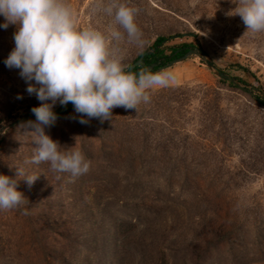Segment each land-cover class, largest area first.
<instances>
[{
    "label": "rangeland",
    "instance_id": "rangeland-1",
    "mask_svg": "<svg viewBox=\"0 0 264 264\" xmlns=\"http://www.w3.org/2000/svg\"><path fill=\"white\" fill-rule=\"evenodd\" d=\"M65 2L78 29L124 32L101 9L109 0ZM119 2L139 10L147 41L138 49L124 34L116 43L125 71L158 37L173 38L166 47H196L198 38L221 69L264 90V32L226 15L237 0ZM15 31L0 29V124L40 105L4 64ZM163 71L169 83L148 91L182 89L137 111L114 108L103 122L81 124L72 110L45 129L90 161L83 175L28 163L35 145L18 126L3 135L0 174L14 178L23 166L39 178L19 182L22 208L0 210V264H264V105L200 58Z\"/></svg>",
    "mask_w": 264,
    "mask_h": 264
},
{
    "label": "clouds",
    "instance_id": "clouds-1",
    "mask_svg": "<svg viewBox=\"0 0 264 264\" xmlns=\"http://www.w3.org/2000/svg\"><path fill=\"white\" fill-rule=\"evenodd\" d=\"M236 5L226 15L239 16L246 32H264V0H237ZM101 9L114 18L123 33L119 29H78L76 14L65 0H0V16L4 18L0 29L16 26L14 47L4 64L19 70L27 84L26 92L40 101L38 107L31 109L35 121L18 126L35 145L28 163L46 162L53 172L71 177L87 173L90 161L75 146L62 147L46 134L45 129L54 126L58 119L54 112L57 103L66 106L71 102L81 124L93 118L103 122L110 120L117 107L137 111L138 105L149 102V89L166 86L171 79L164 71H125L121 49L115 45L126 34L129 43L138 49L145 47L147 41L135 22L139 10L119 0H109ZM14 172V178L0 174V210L22 208L27 199L17 190L19 182L32 186L39 178L28 174L23 166ZM22 214L27 215V210Z\"/></svg>",
    "mask_w": 264,
    "mask_h": 264
},
{
    "label": "water",
    "instance_id": "water-1",
    "mask_svg": "<svg viewBox=\"0 0 264 264\" xmlns=\"http://www.w3.org/2000/svg\"><path fill=\"white\" fill-rule=\"evenodd\" d=\"M198 45L196 47L190 48L187 50V52L177 57L176 59L170 61L169 63L162 66L157 72H161L163 70H166L168 68L175 67L189 59L193 58H200L206 67L215 75L217 76L221 81H224L226 83L234 85L236 88L248 93L251 95L255 100H257L259 103L264 105V90L258 89L252 85L246 84L243 81H241L239 78L231 76L229 73H227L225 70L221 69L213 60V58L203 49L200 43V39H198ZM155 49H150L144 55H142L138 60H136L130 68L127 70V72L133 73V71L138 68L142 67L144 65V58L146 56H149L153 53H155ZM158 65H152L150 67H147L146 69H149L153 72L155 67ZM74 110V107L71 102H69L66 106H60L57 110L54 112L59 117L62 114H65L69 111ZM28 121H35V116L32 114L16 117L13 120L2 122L0 124V133H6L11 128H14L16 126L21 125L22 123H26ZM5 129L7 131L5 132ZM4 134H0V145L2 142V137Z\"/></svg>",
    "mask_w": 264,
    "mask_h": 264
},
{
    "label": "trees",
    "instance_id": "trees-1",
    "mask_svg": "<svg viewBox=\"0 0 264 264\" xmlns=\"http://www.w3.org/2000/svg\"><path fill=\"white\" fill-rule=\"evenodd\" d=\"M173 38H166V37H158L157 40L155 41L153 47L151 49H155V53L149 55V56H146L144 58V65L142 67H138L136 68L133 73H139L141 70L143 69H146L147 67H150L152 65H158L155 67V69L153 70V73H156L162 66H164L165 64L169 63L170 61L176 59L177 57H180L182 55H184L188 49L190 48H193L192 45H189V46H181V47H176V46H172V47H166V43L171 40ZM166 50H171V54L170 55H165V52ZM144 55V54H142ZM140 55L138 57V59L142 56ZM137 59V60H138ZM131 66V65H130ZM130 66L128 67V69L130 68ZM127 69V70H128ZM240 79V78H239ZM241 81H243L244 83L246 84H249L247 83L245 80H242L240 79ZM221 83H224V84H228L230 85L231 87H235L234 85L232 84H229V83H226L224 81H220ZM182 88H171V87H167V88H164L162 90H159V91H156V92H151V91H148L149 93V96L152 100L150 101H158L159 102V99L161 97H164L167 93H172V92H175V91H179L181 90ZM152 94V95H151ZM157 105V104H156ZM157 107H159V105H157ZM71 111L65 113V114H62L58 117V119H61L64 115H68ZM57 119V120H58ZM174 128V127H173ZM2 143H3V140H2ZM2 145H0V149H1Z\"/></svg>",
    "mask_w": 264,
    "mask_h": 264
}]
</instances>
